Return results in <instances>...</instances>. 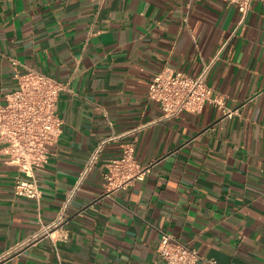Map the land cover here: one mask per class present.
I'll return each mask as SVG.
<instances>
[{"label": "crops", "instance_id": "0c3cea01", "mask_svg": "<svg viewBox=\"0 0 264 264\" xmlns=\"http://www.w3.org/2000/svg\"><path fill=\"white\" fill-rule=\"evenodd\" d=\"M13 59L64 85L63 124L39 206L0 162V264H164L162 232L199 264H264V0L244 19L222 0H0V102ZM164 69L203 74L219 104L166 116L148 99ZM127 144L150 172L107 193ZM40 222L67 239L23 246Z\"/></svg>", "mask_w": 264, "mask_h": 264}, {"label": "built area", "instance_id": "2783aa9c", "mask_svg": "<svg viewBox=\"0 0 264 264\" xmlns=\"http://www.w3.org/2000/svg\"><path fill=\"white\" fill-rule=\"evenodd\" d=\"M234 5L244 19L254 0H222ZM16 88L0 102V162L14 167L13 192L16 197L35 201L39 206L42 191L36 170L45 167L62 134V120L56 114V104L65 88L52 77L12 60ZM148 99L156 102L166 116L182 112L199 113L207 103L219 104L204 75L193 78L181 71L164 69L156 74L148 88ZM101 152L99 146L94 158ZM105 189L107 193L127 190L134 182L142 181L150 172V165H142L134 156L133 144L123 146L117 159L106 163ZM23 246L50 239L54 244L67 239L63 223L43 224ZM61 231L57 235V232ZM157 253L164 264H199L203 257L174 235L162 232ZM214 264V262H211Z\"/></svg>", "mask_w": 264, "mask_h": 264}]
</instances>
